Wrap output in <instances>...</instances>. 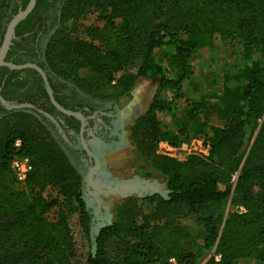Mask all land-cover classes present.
<instances>
[{
	"label": "trees",
	"instance_id": "16d2710c",
	"mask_svg": "<svg viewBox=\"0 0 264 264\" xmlns=\"http://www.w3.org/2000/svg\"><path fill=\"white\" fill-rule=\"evenodd\" d=\"M43 2L38 0L17 26V38L40 16ZM91 6L97 18L86 30L87 39L62 38L54 64L50 55L38 64L48 78L70 85L83 71L95 89L115 93L131 88L127 70L134 67L136 79L159 80L161 89H172L188 107L183 123L172 102L152 101L139 122L146 149L154 152L161 142L178 148L193 136L204 138L210 154L185 162L155 157L157 171L167 179V198H143L150 213L115 221L92 241V215L75 168L22 126L6 127L0 133V264H76L80 242L85 264H171V259L201 264L212 253L206 264H251L255 255L264 264V61L252 60L256 54L264 58V0H100ZM17 13L12 10L6 23ZM19 47L14 41L6 62L27 63L23 57L12 61ZM227 47L249 62L225 77L213 103L207 95L186 98L184 83L200 68L196 51ZM162 48L172 50L166 66L156 56ZM25 72L38 75L0 68V95L11 100L8 90L24 87L19 76ZM209 109L222 126L209 125L200 114ZM163 114L174 130L164 124ZM17 139L23 143L17 154L30 159L33 172L24 189L9 190L5 177L14 178L10 161ZM240 207L245 212H237ZM188 215L195 217L200 233L177 223Z\"/></svg>",
	"mask_w": 264,
	"mask_h": 264
},
{
	"label": "rangeland",
	"instance_id": "374dc122",
	"mask_svg": "<svg viewBox=\"0 0 264 264\" xmlns=\"http://www.w3.org/2000/svg\"><path fill=\"white\" fill-rule=\"evenodd\" d=\"M97 1L100 0H63L57 26L44 47L45 61L46 55H50L52 60L50 59L49 62L51 65L54 64V57L56 58L59 55L58 47L62 38H68V40L71 41L87 39L86 30L96 23L97 18V13L94 7L91 6V3ZM13 7L12 0H7L0 5V43L2 42L7 27L6 22L11 15ZM51 47H53L52 50H50ZM171 54L172 50L169 48H162L156 51L159 62L165 66ZM195 54L200 62V68L184 83L182 91L184 96L189 98V100L207 95L210 102L213 103L214 98L222 94L225 85V77L234 74L243 67L245 63L249 62L245 61L242 54L232 47L218 49L206 48L196 51ZM252 60L264 61V58L256 54L253 56ZM84 73L85 72L81 71L75 74L73 77H77L69 81V84L81 94L101 104H114L117 109L133 107L135 105H138L141 109L140 114L136 116V121L127 129L129 150L124 152L123 155L113 157L111 168H106V170L110 172L112 180H118L121 184H125L126 186L129 184L135 186V188L131 187V190H133L130 194L118 196L114 194L112 190H109L103 195L97 194L95 190L99 189L97 187L91 188L89 185V178L92 173L91 170L90 172H86L84 167L76 162L75 158L70 157L45 124L30 112L18 111L1 117L0 133L8 126L20 125L22 129L30 131L35 137L50 146L53 151H55V154L65 157L75 168L77 176L82 184L83 199L87 203L88 209L92 215L90 237L91 240L94 241L103 227L112 225L115 221L130 219L135 215L150 213V205L142 201L143 198L152 195H160L167 198L169 193L167 189V179L157 171L153 163V161L156 160L155 157L168 158L178 162H185L193 156L207 158L210 154V146L205 142L203 137L192 136L178 148H172L167 143L161 142L156 146L154 152L148 151L145 146L144 138L142 137L144 127L139 122L147 113L152 101L159 98L172 102L173 107L181 117L183 123H186L188 107L185 100L176 98L175 91L170 88L161 89L159 80L148 81L136 79L137 72L134 67H130L127 70L131 88H124L115 93H107L95 89L92 83L84 78ZM169 76L172 80L176 79V72L171 69ZM200 114L209 125H223V122L210 109L201 111ZM160 118H162L164 124H166L169 129L174 130V125L169 116L163 114L160 115ZM126 144L127 142L124 145ZM5 178L7 179L5 184L9 190L24 189L26 187V183L22 184L17 182L9 173L6 174ZM236 181L237 176L233 179L234 186ZM51 191L53 195L57 194L56 189H51ZM230 209H232V207L229 203L227 211ZM53 217L54 214L50 213L49 219L52 220ZM177 223L193 231V234L202 231V228L197 224L195 217L192 215L178 219ZM80 231L81 230L76 229L78 234H80ZM81 235L83 234L81 233ZM78 247L80 252L78 253L76 264H85L87 252L83 242H80ZM210 256L211 254H209L201 264L206 262ZM251 264H261L258 255L252 258Z\"/></svg>",
	"mask_w": 264,
	"mask_h": 264
},
{
	"label": "flooded vegetation",
	"instance_id": "af4514ba",
	"mask_svg": "<svg viewBox=\"0 0 264 264\" xmlns=\"http://www.w3.org/2000/svg\"><path fill=\"white\" fill-rule=\"evenodd\" d=\"M24 1L13 0L14 7L12 10L17 9L18 12L22 10ZM43 1L38 13L40 16L30 26H27L28 29L20 38L15 35L13 42L18 41L22 47L17 49L12 61L18 57H23L27 62L26 64L39 66L38 64L43 63L44 47L57 26L63 0ZM23 38L26 39V42L22 41ZM0 76L2 75L0 74ZM19 79L24 81V87L19 90H8L11 100L3 98L11 104L27 105V108L20 111L30 112L45 124L63 146L65 152L70 157L75 158L76 162L82 165L86 172H90V170L92 172L97 168V171L93 172V180L89 182L91 188L97 187L99 189L95 190L97 194L103 195L109 190L118 196L130 194L133 190L131 187L135 188V186L133 184L126 186L118 180H112V176L106 168H111L113 157L123 155L129 150L127 129L136 121V116L141 112L140 107L135 105L117 109L114 104H101L81 94L71 85H65L60 79L53 77L49 79L47 76L55 101L63 109L79 114L84 118L83 125L77 117L67 115L53 105L39 74L25 72L19 76ZM1 90L2 88H0ZM3 111H6V114L1 117L15 112L8 111L0 103V113ZM125 141L127 142L126 145H124Z\"/></svg>",
	"mask_w": 264,
	"mask_h": 264
},
{
	"label": "water",
	"instance_id": "95a60500",
	"mask_svg": "<svg viewBox=\"0 0 264 264\" xmlns=\"http://www.w3.org/2000/svg\"><path fill=\"white\" fill-rule=\"evenodd\" d=\"M36 3H37V0H30L27 7L24 10H20L16 15H14L12 17V19L10 20V22L7 24V27H6V30H5L1 45H0V68L6 67L9 70H15V71L24 70V69L35 70L40 75V77L42 78L45 90H46L47 94L49 95L53 105L58 110H60L61 112L65 113L67 115L77 117L82 122V124L84 125V118H82L79 114H76V113H73L71 111L63 109L55 101V99L53 97V91L49 85L46 73L44 72V70L42 68H40L39 66H37L35 64L15 65V64L6 62L7 54L10 50V47L13 44V40L15 39V31H16L17 26L21 22L26 20L27 17L32 13V11L34 10V8L36 6ZM0 103L2 104V106L4 108H6L8 111H11V112L12 111L17 112V111L23 110V109L28 107L27 105L11 104L8 101H6L1 95H0ZM96 171H97V168L92 171L91 176L89 178L90 179L89 182H91L93 180L92 179L93 178V172L95 173Z\"/></svg>",
	"mask_w": 264,
	"mask_h": 264
},
{
	"label": "built area",
	"instance_id": "2783aa9c",
	"mask_svg": "<svg viewBox=\"0 0 264 264\" xmlns=\"http://www.w3.org/2000/svg\"><path fill=\"white\" fill-rule=\"evenodd\" d=\"M22 144L23 143H22L21 139H17L14 142V149H15L16 153L14 154V156L12 157V159L10 161V170H11L14 178L16 179V181L24 184L27 182L30 174L33 172V166H32V163L28 157L17 154L19 152V150L21 149ZM236 211L239 213L245 212L244 208H242V207L237 208ZM214 258L216 261L220 260V256L215 255ZM206 262H204L203 264H206ZM170 263L175 264L176 261L174 259H171Z\"/></svg>",
	"mask_w": 264,
	"mask_h": 264
}]
</instances>
